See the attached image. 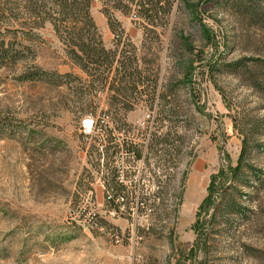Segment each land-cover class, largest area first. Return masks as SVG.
I'll return each instance as SVG.
<instances>
[{"label": "rangeland", "instance_id": "obj_1", "mask_svg": "<svg viewBox=\"0 0 264 264\" xmlns=\"http://www.w3.org/2000/svg\"><path fill=\"white\" fill-rule=\"evenodd\" d=\"M183 1L199 6L198 18ZM235 2L182 0L171 18L172 29L149 34L146 46L142 22H135L132 14L119 16L146 61L147 78L159 74L160 84L171 77L179 81L183 63L197 61L194 84L178 85L166 107L169 119L163 122L161 107L156 103L151 108L146 96L123 127L111 112L107 91L94 98V113L83 115L92 96L82 93L78 83L58 88L49 81L22 82L19 68H0V264H264V185L247 191L245 215L229 224L218 220L222 223L209 232L208 196L228 185L241 151V131L264 117V96L250 87L243 69L239 76L226 71L211 77L207 68L208 63L242 61L254 70L249 60L264 58V28L241 15ZM101 9L95 2L92 15L105 44L113 48L114 36ZM203 29L213 35L212 46L202 38ZM181 33L203 52L202 62L178 49ZM40 34L42 39L28 43L31 51H25L28 67L85 77L66 59L50 24ZM3 41L10 38L0 23ZM149 113L155 116L153 135L167 134L172 126L177 130L180 153L173 167L162 166L163 152L158 158L150 152L152 189L170 207L156 216L149 211L154 200L128 199L124 214L112 213L97 179L108 178L105 170H113L114 159H107L101 176L94 150L110 147V131L117 149L140 146L145 131L138 126ZM87 119L103 128L85 135ZM261 141L264 148V137ZM263 148L253 155L262 170ZM90 190L97 196L91 198ZM129 208L134 213L128 214Z\"/></svg>", "mask_w": 264, "mask_h": 264}, {"label": "trees", "instance_id": "obj_2", "mask_svg": "<svg viewBox=\"0 0 264 264\" xmlns=\"http://www.w3.org/2000/svg\"><path fill=\"white\" fill-rule=\"evenodd\" d=\"M181 1L0 0V23L5 27V32L10 38L8 43L3 41L0 44V68L4 66L19 68L18 77L22 82L49 81L58 88L66 87L73 82L78 83L84 91L82 93H88L92 96L87 108L82 111L83 115L93 114L96 104L94 98L98 93L107 91L110 95L111 112L117 119L116 122L123 127L128 125V115L141 105L143 97L146 96L149 97L147 101H149L151 108L156 103L158 107H161V118L159 119L163 122L169 119L167 118L169 114H167L166 107L169 105V98L175 94L178 85L183 82L188 85L194 84L193 77L197 70V61L190 59L189 62L183 63L179 69L180 77H182L179 81L171 77L166 84H160L159 74L152 80L147 78L144 70L146 61L138 56V48L131 42L119 16L132 14L140 19L145 31L144 46H146V38L149 34L157 35L158 30L164 34L165 31L172 29L171 18L176 8H180ZM235 1L241 15L247 17L252 24H260L264 28V0H260V2L258 0ZM95 2L102 5L101 13L114 36L113 48H109L105 44L101 30L92 15V6ZM183 4L187 10L191 11V15L198 18L199 6H190L187 1H183ZM47 24L53 27L68 62L79 68L85 74L84 78L77 77L72 73L62 74L58 70L49 73L38 66H27L28 62L24 55L25 51H31L28 43L42 39L40 30L45 28ZM178 37L180 38L178 49L198 57V62L204 60L203 52L198 51L189 38L182 33ZM202 38L207 45L212 46L213 35L206 29L202 30ZM25 41L27 44H24ZM249 62L254 70L245 66L242 61L223 66L208 63L207 68L211 77L215 72L221 74L226 71L239 76V71L243 69L241 75L249 77L250 87L264 96V58H254ZM71 78L73 80H70ZM192 105H195L199 110L197 102H193ZM169 111L173 113V110ZM95 125L97 130L103 128L102 126L98 127L97 121H95ZM105 128L107 129V127ZM113 135L110 131V136L107 138L110 147L105 149L104 156L99 151V147L94 150L98 153V165L104 157V167H108L107 159L115 158L118 149L115 147L117 139ZM241 135V151L236 165L231 170L232 174L228 185L217 194L210 193L208 196L209 205L212 208L209 232L222 223L219 221L223 220V223L229 224L231 218L245 215L247 207L243 202L247 201L244 198L249 197L247 191L249 189L256 190L258 185L261 187L264 185V170L255 166L253 162V155L256 152H261V148H263L261 138L264 137V117L250 121L247 130H242ZM176 137L175 126H172L167 134L159 135L156 132L152 135L150 152L154 158H158L163 152V158L160 159L162 166L167 163L173 167L174 159L180 153V146H176L174 140ZM104 141L97 140L99 144ZM110 151H112V155L109 154ZM92 153L93 151H89V157H92ZM165 155L167 160L164 158ZM105 172L109 175L108 178L104 179L106 188L121 193L123 189L117 183L116 171L113 169L110 172L109 169H106ZM182 183L184 184V180ZM145 200H154L152 206L156 216L158 213L160 216L161 211H166L170 207L166 203L168 200L164 198ZM158 200L160 203L156 204ZM109 205L111 208L117 207L114 200ZM177 207L178 204L175 205L174 212L177 211Z\"/></svg>", "mask_w": 264, "mask_h": 264}, {"label": "built area", "instance_id": "obj_3", "mask_svg": "<svg viewBox=\"0 0 264 264\" xmlns=\"http://www.w3.org/2000/svg\"><path fill=\"white\" fill-rule=\"evenodd\" d=\"M133 20L140 22V19L134 15ZM155 116L152 113L147 114L139 123L138 127H142L145 131V136L140 142V146H118V152L115 154L113 161V169L116 171V180L123 189L121 193L108 190L105 185L104 177H98L97 181L103 187V197L107 204L112 200L117 207L112 208L111 212L116 214H124L126 212L125 200H145L156 198L157 192L153 191L152 185L154 180L150 173V168H153L151 159V140L154 129ZM96 125L94 119L83 121V133L87 136H92L96 133ZM99 151L103 154L108 146H98ZM104 157L101 159V176H104ZM89 196L93 198L97 196L96 190H90ZM133 209L129 208L128 214H132ZM150 212L153 208L150 207ZM92 225H95L94 223ZM116 241L120 242V238L116 237Z\"/></svg>", "mask_w": 264, "mask_h": 264}, {"label": "crops", "instance_id": "obj_4", "mask_svg": "<svg viewBox=\"0 0 264 264\" xmlns=\"http://www.w3.org/2000/svg\"><path fill=\"white\" fill-rule=\"evenodd\" d=\"M97 184H98V181H97ZM99 185V184H98ZM100 188L102 189V192H104V190H103V187L102 186H100Z\"/></svg>", "mask_w": 264, "mask_h": 264}]
</instances>
